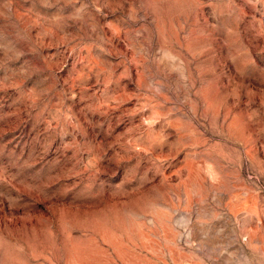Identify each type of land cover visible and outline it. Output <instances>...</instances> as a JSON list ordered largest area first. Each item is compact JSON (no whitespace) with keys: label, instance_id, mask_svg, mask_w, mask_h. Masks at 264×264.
Returning <instances> with one entry per match:
<instances>
[{"label":"rangeland","instance_id":"1","mask_svg":"<svg viewBox=\"0 0 264 264\" xmlns=\"http://www.w3.org/2000/svg\"><path fill=\"white\" fill-rule=\"evenodd\" d=\"M0 264H264V0H0Z\"/></svg>","mask_w":264,"mask_h":264}]
</instances>
